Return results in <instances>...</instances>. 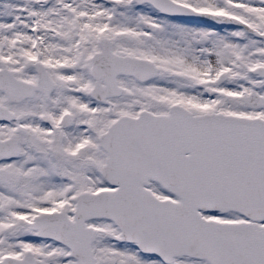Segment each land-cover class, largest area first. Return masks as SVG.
Listing matches in <instances>:
<instances>
[{
    "label": "snow or ice",
    "instance_id": "snow-or-ice-1",
    "mask_svg": "<svg viewBox=\"0 0 264 264\" xmlns=\"http://www.w3.org/2000/svg\"><path fill=\"white\" fill-rule=\"evenodd\" d=\"M0 264H264V0H0Z\"/></svg>",
    "mask_w": 264,
    "mask_h": 264
}]
</instances>
